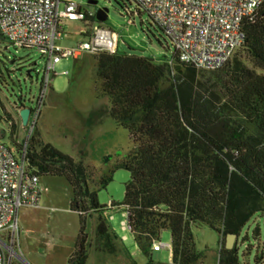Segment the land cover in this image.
<instances>
[{
	"label": "trees",
	"instance_id": "obj_1",
	"mask_svg": "<svg viewBox=\"0 0 264 264\" xmlns=\"http://www.w3.org/2000/svg\"><path fill=\"white\" fill-rule=\"evenodd\" d=\"M129 1L137 14H146ZM244 30L243 56L233 55L214 71L182 63L176 53L163 62L119 51L91 55L100 81L96 90L109 100L110 117L134 141L128 156L96 181L82 162L43 143L36 133L18 143L13 120V147L6 146L15 158L40 177H65L72 188L71 210L80 217V231L68 264H86V223L94 215L96 250L116 254L108 207L99 203L98 191L108 187L117 169L128 171L130 180L123 203L112 205L128 212L130 232L149 258L147 264H162L151 252L166 230L172 244L169 264H207V256L196 248L197 225L220 235L218 264H244L239 244L231 250L225 245L228 235L239 241L252 218L264 216V5ZM0 40H5L1 34ZM42 89L43 84L41 95ZM15 108L22 123L18 111L25 105Z\"/></svg>",
	"mask_w": 264,
	"mask_h": 264
},
{
	"label": "rangeland",
	"instance_id": "obj_2",
	"mask_svg": "<svg viewBox=\"0 0 264 264\" xmlns=\"http://www.w3.org/2000/svg\"><path fill=\"white\" fill-rule=\"evenodd\" d=\"M97 1V5H89ZM83 6L84 10L97 13L98 9L108 10V20L102 25L117 32L118 51L139 57H150L156 61H171L175 50L171 40L163 31L152 24L146 14H137L136 6L129 0H61ZM129 8L134 15H129ZM132 21L130 24L129 21ZM65 36L62 45L85 40L93 28L92 23L65 20ZM242 55L241 49L236 51ZM234 54V55H235ZM47 56L37 49L17 48L7 40H0V130L5 145L13 147L11 130L16 123L15 140L27 143L37 134L40 141L50 144L76 162H82L96 181L102 174L124 160L134 149L130 133L110 117L109 100L100 96L97 80V65L88 54L79 60L70 58L61 61L51 75L47 90L43 89V103L37 125L30 134L31 125L24 127L15 106L21 102L34 108L41 96ZM9 117V119H8ZM130 173L117 169L112 182L106 189L98 191L101 205L123 203L125 187ZM42 194L39 209L23 208L19 212V257L14 255L13 264H68L75 251L80 231V217L71 210L73 191L65 177H40ZM108 227L114 234L116 254L101 253L95 246L96 215L87 219L86 233L90 246L87 248L86 264H147L146 257L136 245L130 231L123 230L126 217L122 206L107 211ZM259 230V236L255 231ZM196 248L207 256V264H218L220 235L206 225L193 228ZM246 237V239H245ZM158 242L171 245V233L162 232ZM240 242V243H239ZM240 260L244 264H264V216L257 214L245 227L239 241ZM156 263H171V250L163 248L152 251Z\"/></svg>",
	"mask_w": 264,
	"mask_h": 264
},
{
	"label": "built area",
	"instance_id": "obj_3",
	"mask_svg": "<svg viewBox=\"0 0 264 264\" xmlns=\"http://www.w3.org/2000/svg\"><path fill=\"white\" fill-rule=\"evenodd\" d=\"M170 38L180 62L197 69L214 71L224 67L246 40L245 24L256 19L264 0H134ZM61 0H0V34L15 47L37 49L47 56L43 90L56 66L63 60L79 59L84 54L116 53L119 36L103 27L96 13L83 6ZM65 20H90L94 25L88 40L63 46ZM129 23H132L130 20ZM41 97L43 98V92ZM42 101L31 108L30 134L37 125ZM44 190L40 176L28 170L0 142V264H13L19 257V212L39 208ZM112 203L107 211H113ZM123 230L130 231L129 214ZM106 218L112 219L106 212ZM172 246L154 242L152 251Z\"/></svg>",
	"mask_w": 264,
	"mask_h": 264
},
{
	"label": "water",
	"instance_id": "obj_4",
	"mask_svg": "<svg viewBox=\"0 0 264 264\" xmlns=\"http://www.w3.org/2000/svg\"><path fill=\"white\" fill-rule=\"evenodd\" d=\"M97 1H89V5L96 6ZM96 19L98 22L105 23L108 20V10L107 9H98L96 13ZM18 114L22 120V124L24 127L28 125L29 118L31 115V109L28 107L22 108L18 111ZM4 138V132L0 130V140ZM237 236L236 235H228L226 239V249L231 250L235 247Z\"/></svg>",
	"mask_w": 264,
	"mask_h": 264
},
{
	"label": "crops",
	"instance_id": "obj_5",
	"mask_svg": "<svg viewBox=\"0 0 264 264\" xmlns=\"http://www.w3.org/2000/svg\"><path fill=\"white\" fill-rule=\"evenodd\" d=\"M92 32V31H91ZM91 32L88 34V35H86V38H88L89 36H90V34H91ZM63 40H61L59 43H61ZM76 42H78V41H75V42H73L72 44H70V45H63V46H73ZM62 45V44H61ZM89 55V54H88ZM91 56V55H90ZM81 58V57H80ZM79 58V59H80ZM79 59H77V60H79ZM41 202H42V198H41ZM41 202H40V207H41ZM39 207V208H40ZM39 208H33V209H39Z\"/></svg>",
	"mask_w": 264,
	"mask_h": 264
},
{
	"label": "clouds",
	"instance_id": "obj_6",
	"mask_svg": "<svg viewBox=\"0 0 264 264\" xmlns=\"http://www.w3.org/2000/svg\"><path fill=\"white\" fill-rule=\"evenodd\" d=\"M31 109V108H30Z\"/></svg>",
	"mask_w": 264,
	"mask_h": 264
}]
</instances>
